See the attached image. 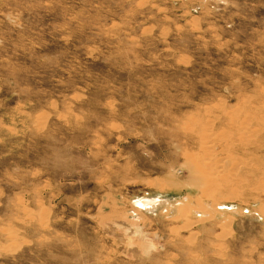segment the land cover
Segmentation results:
<instances>
[{
    "label": "rangeland",
    "instance_id": "rangeland-1",
    "mask_svg": "<svg viewBox=\"0 0 264 264\" xmlns=\"http://www.w3.org/2000/svg\"><path fill=\"white\" fill-rule=\"evenodd\" d=\"M263 96L264 0H0V264H264V149L180 217L185 124Z\"/></svg>",
    "mask_w": 264,
    "mask_h": 264
},
{
    "label": "bare ground",
    "instance_id": "bare-ground-1",
    "mask_svg": "<svg viewBox=\"0 0 264 264\" xmlns=\"http://www.w3.org/2000/svg\"><path fill=\"white\" fill-rule=\"evenodd\" d=\"M244 105L246 104H242L243 107ZM249 106L251 108H255L254 110H256V112L250 114H244L242 113V111H238L231 114L229 111L228 112L225 111V109L222 107L224 110L223 111L224 113L222 112V114L226 115L227 123L230 124L235 129L229 127V130L226 131L223 130V132L222 131L218 132L214 128L213 119H209V118H208L209 121H207L206 119L205 123H200L198 122V120L197 121L192 120L194 122L191 123L190 121V123H188L189 126L188 124L187 126L185 124L184 127L186 128L183 130L187 133V135L193 137L195 144L197 146V149L194 148L197 151L195 153H189L185 151L186 153H189L186 154L185 166L189 170L191 184L194 187H196L195 189L198 188L200 192L199 195L197 194L198 197L196 200L197 201L196 206L194 205L195 206L194 210L191 209L192 207L191 206L187 210L181 211L180 217L184 221L189 222L190 224L196 223L192 221L193 218L191 219V215L189 214L190 212L196 213L204 210L207 217H212L213 215H219L218 214L220 212L219 210L228 208V205H226L227 203H223L224 199L223 200L220 199L223 197L222 195H224L225 193L222 194L220 190L221 188L219 189V187H216L214 184H216V182L218 181H223L224 184H231L232 180L236 184L237 183L242 184L246 180V178H242V177L235 178V176L237 175L236 174L237 169L242 170L241 172H246L248 171V169L251 168L253 164L252 161H254L256 165L258 162L259 163L261 162L260 154H261V150L264 149V105H258L257 102L256 103L253 102V103H249ZM252 121H254L255 123L260 122V124L258 126L253 125ZM235 153H239L244 158H241L240 156L238 157V155L236 156ZM229 167L230 168L237 167V168L236 171L233 170L232 172L231 171L229 172L230 169L229 170L227 169ZM258 169H259L258 167H255V170ZM262 169L263 168H261L260 170ZM218 186L221 187V184ZM232 190L233 189H231V192L234 193L235 189L234 191ZM226 191H228V189ZM199 196L200 197L205 196L206 198L198 199ZM140 203L150 204L152 202L142 201ZM207 208L209 209L208 211L206 210ZM190 220L192 222H190Z\"/></svg>",
    "mask_w": 264,
    "mask_h": 264
}]
</instances>
